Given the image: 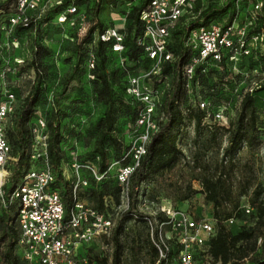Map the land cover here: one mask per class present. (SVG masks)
<instances>
[{"label":"rangeland","instance_id":"374dc122","mask_svg":"<svg viewBox=\"0 0 264 264\" xmlns=\"http://www.w3.org/2000/svg\"><path fill=\"white\" fill-rule=\"evenodd\" d=\"M197 0H192L189 6L183 10V15L177 23V27L186 25L192 18L191 12ZM221 2L222 0H213ZM76 14L67 16L63 22H59L61 13L58 11L49 12L45 17H40L37 10L24 12L27 18L26 26L22 24H11L7 19L13 18L17 13L16 0H0V100L4 99L2 95L5 92L11 94L14 99V107L18 112L21 102L30 87L33 85L34 72L30 67L31 47L33 43H38L44 47L45 52L42 55L40 68L44 73L42 82V94L34 106L29 108L31 119L29 129L38 120L48 121L54 108L57 110V129L61 136L59 149L63 153L64 163L73 162L74 159L82 161L85 155L92 150L93 141L89 139L87 130L93 126L98 118L102 116L103 108L94 101L91 91L89 66L87 58L90 52L93 53L96 44L99 28L101 25L105 28H111L118 34H123L125 22L123 11L129 10L133 5H139L138 0H117L115 7H110L106 0H103L97 6L96 0H75ZM201 5H205L206 0H199ZM238 13L235 24L244 26L246 38L259 31L261 18L252 11L250 0H240L238 3ZM225 16L219 17L212 24L216 27L222 25ZM251 19L253 24H249ZM19 25V26H18ZM94 26L91 34V50L87 46L82 47L83 63L82 74L79 75V82H71L66 91L59 94L61 80L75 62V47L78 41L84 36L87 29ZM144 46L146 40H142ZM89 52V54H88ZM264 51L260 46H256L252 53L248 55L238 54L234 59H225L220 62H207L201 65L202 70L199 78H195L194 85L189 92H183L184 103L180 104L179 109L186 115V109L192 111H202L198 103L208 102L215 110L222 111L235 119L238 102L241 95L249 88L255 89L256 86L264 83L263 60ZM125 75L119 77L121 85L128 84L130 78L135 77L144 83L149 90L160 92L164 84L169 82L171 68L168 69L166 76L149 75L155 68L153 62H134L124 63ZM256 109L259 119L264 125V91L254 94ZM57 99H54V98ZM125 101L132 97L125 93ZM57 100V104L53 101ZM160 97L158 102L160 101ZM142 108V107H141ZM186 117V116H185ZM192 115L185 118L176 138L177 147L182 151V157L175 166L162 174L154 175L144 181L138 192L137 209L142 215L149 217L151 221L157 223L163 221L161 209L178 203L175 211H180L191 217L208 220L215 227L212 218V205L205 203L202 194H194L189 198H182L191 190H200V178L204 174L218 173L220 169L216 167L221 164V157L224 148L228 145V134L220 126H211L210 129L200 126L196 128ZM127 119L120 117L114 128V135L122 141L121 152L118 156L109 157L108 176L109 181L106 191L112 193V202L114 210L110 217L115 225L121 223L119 241L122 246V264H152L153 251L152 240L150 236V227L148 221L127 219L124 216L125 200L118 191L115 182V174L118 167L124 163L131 164V147L137 141L140 128L125 126ZM211 125L212 120L208 119ZM13 124H8L9 133ZM213 134V135H212ZM31 135V142L33 136ZM264 142H258L252 148L242 145L231 160V166L224 164L226 177L232 183V197H236L244 186L247 189V195L240 197V205L248 203V196L256 183H262L264 180ZM17 156L10 155V159L5 164V171L12 168ZM61 165V171L66 180H72L73 174L70 168ZM222 165V164H221ZM83 178L87 177L85 169L79 171ZM7 184V178L2 184ZM248 184V186H247ZM1 187V190H2ZM2 201L0 198V209ZM230 210V205L221 209ZM254 221V220H253ZM253 221L246 222L247 226H252ZM243 225L242 221L233 219L231 224L226 227L232 232H237ZM167 237V228L161 229ZM155 238V236H154ZM155 247V246H154ZM111 243L107 245L94 244L93 253H99L110 257ZM2 244L0 242V251ZM198 248L194 249L197 253ZM18 254V253H17ZM196 264H205V257L195 254ZM170 264H175V257L169 259Z\"/></svg>","mask_w":264,"mask_h":264},{"label":"trees","instance_id":"16d2710c","mask_svg":"<svg viewBox=\"0 0 264 264\" xmlns=\"http://www.w3.org/2000/svg\"><path fill=\"white\" fill-rule=\"evenodd\" d=\"M103 0H96L97 6ZM117 0H106L110 7L116 6ZM139 5H133L129 10L123 11L125 22L124 33L122 38V51L118 55L111 51L113 41H101V35L106 29L101 25L99 35L97 36L96 44L93 53L88 52L89 58L92 57V68L89 69L91 76L90 85L94 101L103 108L102 116L96 120L93 126L87 130L89 139L93 141L92 150L85 155V159L80 161L74 159L78 164L89 163L94 166L99 174H104L105 178L99 182H95L93 178H84L87 181V186L81 189L77 194V200L84 202L91 209L105 215L112 214L110 208L114 207L112 202V193L106 191L109 181L108 166L109 157L112 152L113 156H118L121 152L122 141L114 135V128L120 117L127 119L125 126H135L138 114L142 109V104L129 97L125 101L126 81L121 85L119 77L125 75L124 63L127 61L134 62H152L145 53L143 40V23L140 20V14L145 9L150 0H138ZM236 1L237 0H222L221 2L206 0L205 5H201L199 0L196 1L192 9V18L190 21L181 27H177L179 19L174 24L170 32V37L166 46V51L172 54L170 62H164L160 66V74L158 76H166L168 69L171 68L170 80L168 87L160 97V101L156 104L155 119L158 123L157 131L151 136L150 142L146 147V152L142 156L137 166L133 169L128 182L127 194V209L124 211V216L127 219L143 220L145 217L138 212L137 198L141 184L150 177L162 174L172 169L178 160L182 157V151L177 147L176 138L185 118L191 115L194 121V126H200L210 129L202 125L201 121L205 116L203 111H192L186 109V115L179 109L180 104L184 103L183 88L180 81V72L182 66L189 58V47L186 44L189 33L199 27L211 25L219 17L225 16L222 21L221 29H225L234 20H236ZM69 0H64L59 5H53L45 10L40 17H45L49 12L58 11L63 14ZM78 2L73 5L76 7ZM77 8V7H76ZM70 16V15H69ZM72 16V15H71ZM260 17V16H259ZM67 19V18H66ZM9 22V19H7ZM261 20V26H263ZM19 26V25H18ZM95 29L90 26L84 36L78 41L75 47V62L69 72L64 75L61 80V88L59 94L66 91L71 82H79V75L82 74V47L87 46L91 50V34ZM264 51V46H263ZM46 49L38 43H33L31 47L30 67L34 72L33 85L23 98L18 112L10 117L9 124L13 127L9 133L8 126L6 130V138L10 146V155L17 156L12 168L8 169L7 184L3 185V205L0 209V242L2 250L0 251V264H24L19 254L16 251V242L18 238V230L14 224V216L17 209V203L8 202V197L19 181L23 173H25L33 164L29 161V148L31 144L30 129L28 127L31 115L29 108L34 106L38 98L42 94V82L44 73L40 68L41 58ZM252 53V51H251ZM225 57L220 61L222 62ZM263 69H264V57ZM218 62V63H220ZM202 64L198 65L194 70V75L191 81V87L194 85L195 78H199V73L202 70ZM264 91V83L260 84L257 89L251 92L245 91L238 102L235 119L228 117L226 127L224 128L228 134V145L224 148L221 157V164L216 167L220 169L218 173H206L199 182L200 190H191L185 195L182 200L189 198L194 194H202L204 202L211 204L212 218L215 222L213 232L207 242L206 254L210 261L208 264H264V180L262 183H256L251 194L248 196V203L240 205L239 198L247 195L246 186L236 196L232 197V183L226 177L224 164L228 162L231 166V160L238 152L242 145L247 148H252L254 144L264 142V125L259 119V114L256 109V101L254 94ZM54 99H57L56 97ZM57 104V100L53 101ZM213 107V106H212ZM16 110V109H15ZM186 116V117H185ZM161 117V120L158 119ZM58 115L57 110L51 112L50 119L46 121L45 127L47 132L46 137V154L49 165L52 168L54 182L51 184V189L58 192L60 200L64 207L65 215L73 205L72 197V180H66L61 171V165L64 163L63 153L59 149L61 144V136L57 129ZM217 126V125H216ZM213 135V134H212ZM264 162V154H263ZM69 163H64L70 168ZM129 164V163H128ZM124 163L123 165H128ZM83 178V177H82ZM115 182L117 184L116 178ZM248 186V184H247ZM120 188L118 187L116 194ZM108 200L110 204L104 205V200ZM178 203L175 202L174 205ZM230 205V210H225L222 207ZM244 206H248L250 211L248 214L244 212ZM176 206L174 208H177ZM164 219L163 213H161ZM197 219V218H195ZM233 219L242 221L243 225L240 229L232 233L226 225L228 220ZM253 221L252 226H247L246 222ZM167 228V227H166ZM121 231V223L114 225L109 237H100L92 243L82 246L78 254L85 257L87 264H122V246L119 241ZM111 243L110 257L99 253L92 252L94 244L106 245ZM169 246L168 259L166 261H158V253L154 246L153 263L152 264H170L169 259L175 257V264H178L176 257L179 251L178 244L170 239L167 241ZM195 254H204L197 252L193 253L192 258L195 262ZM205 264L207 263L205 259Z\"/></svg>","mask_w":264,"mask_h":264},{"label":"built area","instance_id":"2783aa9c","mask_svg":"<svg viewBox=\"0 0 264 264\" xmlns=\"http://www.w3.org/2000/svg\"><path fill=\"white\" fill-rule=\"evenodd\" d=\"M64 0H16L17 13L9 19L11 24L27 25L28 20L24 17V12L37 10L40 15L53 5H59ZM236 1V11L238 13V3ZM192 0H150L145 9L140 14L143 23V40L147 41L144 46L147 57L154 63L155 68L150 75L158 76L160 66L164 62L172 60V54L166 51V46L170 37V32L174 24L182 15L183 10L189 6ZM252 11L257 13L264 24V0H250ZM76 7L73 0H69L66 10L59 17V22H63L67 16L76 14ZM235 21V20H234ZM234 21L225 29L216 27L213 24L206 27H199L191 31L187 37L186 44L189 47V58L182 66L180 81L184 92L191 90V81L195 68L207 62H220L224 57L234 59L238 54L248 55L256 46H264V25L246 38L244 26H238ZM251 19L249 24H253ZM101 41L112 40L111 51L119 54L122 51L121 34L112 29H106L99 35ZM92 57L88 60L89 68H92ZM168 83L160 91H151L135 77L129 79L126 93L142 104L136 127L140 128L137 141L131 147V164L118 167L115 178L120 193L125 200L127 209V194L129 177L133 169L137 166L139 159L144 156L146 147L151 136L157 131L158 123L155 119L156 104L162 96ZM258 86L255 87L257 89ZM254 89L249 88L251 92ZM4 99L0 100V198L3 201L2 184L7 178L5 164L10 159V146L6 138L7 126L10 117L14 113V99L11 94L2 88ZM198 106L205 112L201 124L207 127L217 125L226 127L228 117L222 111H217L208 102H199ZM212 120L211 125L206 120ZM161 120V117L158 121ZM33 141L29 148V161L33 164L19 179L14 189L8 197V202L17 203L14 216V224L18 230L16 251L20 255L24 264H87L86 258L78 254L82 246H86L100 237H109L114 227V222L110 215L98 213L91 209L84 202L77 200L78 192L87 186V181L79 175V171L85 169L89 177L95 182L105 178L104 174H99L94 166L89 163L78 164L73 161L70 164V171L73 174L71 181L73 205L69 209L67 216L64 212L63 204L57 191L51 189L54 182L52 168L49 165L46 154V127L44 121L38 120L30 128ZM110 202L104 200V205ZM138 204H140L138 202ZM142 205V204H140ZM177 207L175 204L174 207ZM111 210L114 207L111 206ZM161 213L164 219L156 222L149 217L143 220L148 221L150 236L153 245L158 253V261L168 259L169 246L167 241L173 239L179 246L176 260L178 264H195L192 258L193 251L198 248V252L208 258L207 242L213 232V226L208 220L195 219L180 211H175L171 206L163 207ZM248 206H244V212L248 214ZM228 224L232 220L227 221ZM167 227V233L171 237L161 234V229ZM155 236V238H154Z\"/></svg>","mask_w":264,"mask_h":264}]
</instances>
